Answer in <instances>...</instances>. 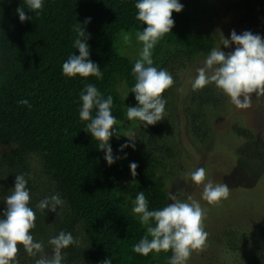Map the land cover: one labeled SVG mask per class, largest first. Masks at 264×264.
<instances>
[{
  "label": "trees",
  "instance_id": "obj_1",
  "mask_svg": "<svg viewBox=\"0 0 264 264\" xmlns=\"http://www.w3.org/2000/svg\"><path fill=\"white\" fill-rule=\"evenodd\" d=\"M135 2L44 0L43 10L35 13L24 0H0V145L9 147L0 156V212L6 207L3 198L10 194L16 176L25 175L30 206L36 212V227L30 231L34 242L43 245V252L36 257L18 245L14 264H35L41 256L50 257L48 240L60 231L71 232L75 240L62 250L63 264H103L106 259L112 264H167L166 257L172 254L169 250L144 256L133 251V245L147 235V226L131 212V200L143 191L150 210L171 202L168 182L179 152L171 142L177 138L181 147L178 136L184 119V130L192 141H205L214 132L211 122L218 116L223 93L214 84L197 91L191 83L188 90L181 88L187 85V72L198 68V62L220 46L221 36L204 21L201 0H189L181 12L173 11L175 24L152 50V59L153 66L167 70L174 82L163 93L164 119L145 128L142 122L126 117L127 107L138 103L131 92L135 84L132 68L142 48L136 34L147 27L135 19ZM18 7H24L30 19L22 23ZM88 18L91 22L84 24ZM79 23L90 34V59L100 66L102 80L62 74L69 56L79 55L73 47V26ZM129 35L134 41L131 44L124 39ZM221 48L227 53L223 45ZM86 83L95 84L105 98L113 97L112 114L119 138L113 136L110 143L120 158L111 166L98 142L84 130L86 122L79 119V96ZM22 99H27L31 108L19 104ZM210 112L212 117L206 115ZM136 125L140 129L134 136ZM123 134L132 135L135 149L117 152L129 139ZM235 137L251 143L234 144ZM230 138L229 149L238 151V159L264 158L262 140L252 130L235 126ZM132 162L138 165L136 176L131 174ZM244 189L248 195L244 194L241 204L251 202L257 207L264 201V182ZM256 189L261 192H253ZM57 193L65 201L61 211L60 206L56 212L36 209L40 200ZM252 238V242L246 241L245 250L242 245L246 242L240 246V239L239 247L230 239L229 246L246 252L243 264H264V236Z\"/></svg>",
  "mask_w": 264,
  "mask_h": 264
},
{
  "label": "clouds",
  "instance_id": "obj_2",
  "mask_svg": "<svg viewBox=\"0 0 264 264\" xmlns=\"http://www.w3.org/2000/svg\"><path fill=\"white\" fill-rule=\"evenodd\" d=\"M24 5L35 13L43 10L44 0H24ZM184 5L180 0H136L137 10L135 19L147 27L137 32L136 39L142 43V48L132 68L135 84L131 92L135 94L136 106H128L126 117L129 121H140L143 127L155 125L164 119L166 100L163 93L173 85L172 75L165 69L153 66L152 50L160 39L171 32L175 21L173 11L179 13ZM19 20L23 23L30 19L24 7L16 9ZM91 22L88 18L83 23ZM75 39L73 47L79 50V55L73 53L62 65V74L67 78L79 75L82 78L90 76L102 80L103 73L100 66L90 59L88 38L81 23L73 26ZM127 42L129 37H124ZM221 44L211 49L203 61V66L197 70V75L191 82L193 91L203 89L214 84L230 102L238 109L252 107V96H264V38L260 34L244 31L237 34L231 32L230 39L221 35ZM235 49L226 53L221 45ZM79 119L85 123L84 130L98 142V149L104 151V159L109 166L120 157L114 155L110 139L119 138L118 128L114 127L117 120L112 114L113 97L106 98L95 84L86 83L80 92ZM19 104L31 108L27 99L18 101ZM93 109L95 114L93 115ZM129 139L121 144L117 152L131 147L135 149V139L131 134H123ZM127 153H125V157ZM132 176H136L138 165L135 162L129 165ZM192 182L199 186L203 184L201 199L208 204H216L229 196L227 184H214L206 181L205 168H197L191 174ZM29 179L18 174L10 194L4 197L6 207L0 212V264H14L18 245L32 257L43 252L41 242H34L32 229L36 227V212L30 206V189L27 187ZM171 203L161 209H149V202L143 191L138 192L131 200V212L138 221L147 226V235L133 245V251L147 256L149 253L171 251L166 257L167 264H187L193 252L203 249L207 232L203 228L206 210L191 197L188 201L178 199L175 194H169ZM190 201V202H189ZM65 204L64 199L57 194L46 196L36 204L41 212L50 210L60 211ZM150 237V238H149ZM75 243L71 232L60 231L48 240L52 254L50 257L41 256L35 264H63L62 250ZM103 264H112L106 259Z\"/></svg>",
  "mask_w": 264,
  "mask_h": 264
},
{
  "label": "rangeland",
  "instance_id": "obj_3",
  "mask_svg": "<svg viewBox=\"0 0 264 264\" xmlns=\"http://www.w3.org/2000/svg\"><path fill=\"white\" fill-rule=\"evenodd\" d=\"M188 1L182 0V4ZM200 6L204 9V21L218 30L220 36L223 34L225 38L230 39L233 30L237 34L247 30L264 38V0H201ZM219 15L221 18L218 17ZM131 36H127L130 44L134 42ZM234 49V44L226 48L227 53ZM203 61L204 59L200 60L198 68L191 70L192 74L190 70L187 72L189 76H185L187 85L186 87L183 85L181 89L188 90L197 75V70L203 66ZM130 102L134 104L133 99H130ZM221 103L218 116L211 122L214 132L206 140L204 139L205 141H192L187 136L184 130L187 120L184 119L178 136L181 139V147L177 143V138L171 142L172 145L179 147L176 148L179 152L171 169L172 180L168 182L170 194H175L178 199L185 201L191 197L206 210L203 220V228L207 232L205 245L202 250L192 253L187 264H243L245 247L252 242L249 239L251 237L261 239L264 236V201L257 207L251 202L241 204L244 201V194H247L244 193L246 190L244 188L264 182V173L260 174L264 172V158L249 161L240 155L242 159H238L235 155V153L239 155L238 151L235 150V153L230 151L229 147L232 145L228 144L232 140L230 138L232 128L236 126L252 130L262 140V146L264 145V96L257 98L253 94L252 107L248 109L236 108L224 94ZM211 114L212 112L206 115L212 117ZM136 126L138 128L134 131V136L140 129L139 125ZM233 142L234 144L238 142L237 145L239 142L243 145L251 143L249 139H238V137H235ZM6 150H9V147L0 145V156ZM201 167L206 170L205 182L211 180L214 184L228 185L229 196L226 199H221L212 205L201 199L203 184L195 185L190 176L193 171ZM253 192L258 191L256 189ZM253 198L258 200L257 196ZM229 239L235 240L238 247L239 239L240 246L246 241L249 243L242 245L244 250L235 251L231 250L233 248L229 246ZM252 247L253 245L250 244L249 248Z\"/></svg>",
  "mask_w": 264,
  "mask_h": 264
}]
</instances>
